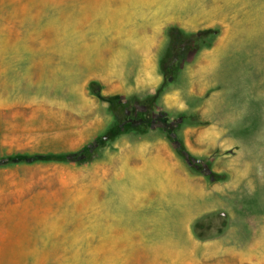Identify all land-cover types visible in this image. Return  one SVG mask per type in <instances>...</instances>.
Wrapping results in <instances>:
<instances>
[{"label": "rangeland", "instance_id": "rangeland-1", "mask_svg": "<svg viewBox=\"0 0 264 264\" xmlns=\"http://www.w3.org/2000/svg\"><path fill=\"white\" fill-rule=\"evenodd\" d=\"M135 1L0 0V159L79 153L0 165V264H264V0L223 4L196 24L157 20L154 64L145 72L155 74L154 83L161 79L145 88L135 84ZM170 25L218 35L190 55L156 106L145 107L136 100L164 81ZM121 62L128 90L119 87ZM95 80L101 96L90 88ZM112 99L130 104L123 129L115 126ZM171 133L195 156L194 166ZM144 146L171 174L142 182L117 173L112 158L140 169ZM123 185L128 202L114 204L95 229L86 208ZM162 190L173 200L159 203ZM78 244L93 246V261L78 263L84 255L59 247Z\"/></svg>", "mask_w": 264, "mask_h": 264}, {"label": "bare ground", "instance_id": "bare-ground-1", "mask_svg": "<svg viewBox=\"0 0 264 264\" xmlns=\"http://www.w3.org/2000/svg\"><path fill=\"white\" fill-rule=\"evenodd\" d=\"M238 0H136V6H138V9H136L140 15L139 19L136 21V25L132 26L131 33L134 37V39L137 42V48L135 49L134 56H135V62L139 63L141 65V60L145 58L147 60V56L151 55V59L147 62L149 67H153V60H154V55H153V48L155 46L154 42L156 40V37L158 35V28L159 25H156L155 22L157 20L163 19V18H173V19H180V18H189L188 20L192 23H199V22H204L207 20L209 17L213 16L216 13V7H220L223 4H228V8L233 7L232 4L237 3ZM218 2V4H217ZM214 4V5H213ZM206 5H213L212 8H208ZM214 10V11H213ZM150 12V16H146L143 18L145 13ZM160 13V14H159ZM159 14V15H158ZM142 17V18H141ZM140 25V26H139ZM150 29L153 30V34H149ZM71 40V39H69ZM73 41V40H72ZM91 51L88 48H84V55L87 57ZM114 57L113 60H111V64H113V67L111 68L112 71H116L118 65L115 60L122 61L125 58L124 53H119ZM89 67L91 68V60L88 61ZM110 62L108 66L111 65ZM123 66V62L119 64L120 66ZM105 66H107V61L105 63ZM122 68V67H121ZM142 70V68H141ZM140 70V71H141ZM147 148L140 147L138 150V153L143 155V164L140 169H136L133 167L130 162L127 160L125 161L124 157H121L120 160L112 158V163L116 165L115 169L117 173L120 171L123 172V175H128L132 178L133 181H139L142 180V182H148L149 180L147 178H152L155 177L157 173L162 174V175H167L171 174V168L170 165L167 164L169 169H163L165 168V165L162 163L163 161L156 156H150L148 157L146 153ZM141 172V173H139ZM92 175V174H91ZM101 174H96L92 175L94 176H99ZM175 184V183H174ZM173 186V185H172ZM120 191H115L113 192L112 195H108V197L105 198L103 204H96L94 203L91 207L86 208V212L89 216H92V219L95 224V229L100 226V219L104 215V213H109V211H113L111 208L114 204L123 202L127 203L131 195L129 194V190L123 185L121 186ZM161 197H159L158 202L161 203L164 200H173L172 194L170 192H167L165 190L161 191ZM176 198L178 196L175 195ZM167 198V199H166ZM110 216H113L111 214ZM109 218V217H108ZM99 219V220H98ZM158 219L166 220L167 217H159ZM104 220V219H103ZM106 224L109 227L114 228V226L117 225L116 219H107L106 217ZM166 230L170 229L167 225ZM175 228V225H173ZM163 234H168V232H164ZM37 247H42V246H37ZM59 247L63 249H73V250H78L75 251L76 255L82 256L81 258H78L77 261L78 263L81 261L88 260L93 261L94 260V252H92L93 246L92 245H83V244H78L77 246H71V245H60ZM194 247L197 249L198 244L194 243ZM58 248V247H55ZM210 248V247H209ZM208 248V249H209ZM85 250H90L91 252L88 253V251ZM92 254V257H91ZM212 256V253H211ZM76 259V258H75Z\"/></svg>", "mask_w": 264, "mask_h": 264}, {"label": "trees", "instance_id": "trees-1", "mask_svg": "<svg viewBox=\"0 0 264 264\" xmlns=\"http://www.w3.org/2000/svg\"><path fill=\"white\" fill-rule=\"evenodd\" d=\"M218 31L215 28H206L198 31H186L181 28L179 25H170L168 27V36L169 42L162 55L160 66L161 71L164 75V81L158 88L157 92L153 95H150L146 98H140L136 100V103H140L142 106L148 107V105L156 106L159 99L166 93L170 88V84L174 83L180 78L181 69L183 64L187 61L190 55L197 49L202 48L203 46H211L216 37ZM90 88L94 93L102 95L101 85L98 81H91ZM135 98V97H134ZM111 107L115 114L116 119L118 120L115 126L124 128L125 124L121 120V117L124 115L128 118V110L130 104L128 101H122L120 99H112ZM126 122H130L127 120ZM125 123V122H124ZM140 127L139 124H136ZM171 139L175 142L178 151L191 163L193 166L195 164V156L187 149L182 138L176 134L171 133ZM90 147L89 145L86 147ZM88 149L84 150L85 153L91 154ZM79 153H69V154H44V153H35V154H17L9 156L5 159H0V165L15 161H27V162H38L46 160H65L76 158ZM91 155H88L90 157ZM208 174L213 178H224L223 174L218 175L212 170H208Z\"/></svg>", "mask_w": 264, "mask_h": 264}, {"label": "crops", "instance_id": "crops-1", "mask_svg": "<svg viewBox=\"0 0 264 264\" xmlns=\"http://www.w3.org/2000/svg\"><path fill=\"white\" fill-rule=\"evenodd\" d=\"M134 60H135V56H134ZM147 62H146L145 58L143 60H141V65L139 64V67H141L142 70L140 68L141 71L140 70L138 71L139 77H138V79H136V82H135V84H137V86L141 85L143 88H145V84H148V83H149V86H151V82H153V86L155 84H156L155 86H157V84L160 82V79H161L160 74H158L157 75V83L156 82L154 83V79H155L154 75L155 74L152 75L153 77H150V78L146 76L147 74H146L145 70L147 69V67H146ZM125 66H123L121 69L122 70L121 74L123 73V76L125 75L124 76L125 78L122 79L121 85L119 87L122 88L123 90H128L131 83L129 82V79L127 78V74L125 73L126 72Z\"/></svg>", "mask_w": 264, "mask_h": 264}]
</instances>
